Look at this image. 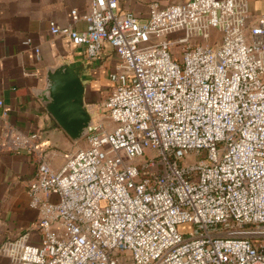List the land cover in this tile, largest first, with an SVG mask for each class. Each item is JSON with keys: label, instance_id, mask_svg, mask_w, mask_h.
Listing matches in <instances>:
<instances>
[{"label": "built area", "instance_id": "1", "mask_svg": "<svg viewBox=\"0 0 264 264\" xmlns=\"http://www.w3.org/2000/svg\"><path fill=\"white\" fill-rule=\"evenodd\" d=\"M86 3L82 16L71 11L85 30L52 22L51 32L91 61L114 49L98 104L112 125L99 117L55 168L41 134L3 110L1 149L37 162L27 193L41 242L25 233L0 254L12 264H264V15L250 22L248 0H150L146 16L119 0Z\"/></svg>", "mask_w": 264, "mask_h": 264}, {"label": "crops", "instance_id": "2", "mask_svg": "<svg viewBox=\"0 0 264 264\" xmlns=\"http://www.w3.org/2000/svg\"><path fill=\"white\" fill-rule=\"evenodd\" d=\"M189 0H159L162 5L185 3ZM254 22L264 15V0H248ZM150 0H119L121 12L131 10L141 16L149 11ZM77 9L82 16L87 9L86 0H0V144L4 132L2 112L8 111L6 120L25 133L39 132L43 145L52 154L53 167L59 168L81 142H74L57 124L35 90L45 86L48 68L63 62L75 64L88 77V102H99L110 84L102 86L105 76L114 68L118 57L106 45L100 57L89 60L84 45H75L67 36L53 34L51 23L71 25L85 30L86 22L73 20L71 11ZM30 39L31 46L24 42ZM40 48L37 59L34 47ZM91 87V89H90ZM97 93V94H96ZM106 97V96H105ZM37 170V162L27 152L14 153L0 146V246L7 240L29 233L28 241L38 245L41 235L37 229L39 211L29 204L28 183ZM0 264H12L10 258L0 254Z\"/></svg>", "mask_w": 264, "mask_h": 264}, {"label": "water", "instance_id": "3", "mask_svg": "<svg viewBox=\"0 0 264 264\" xmlns=\"http://www.w3.org/2000/svg\"><path fill=\"white\" fill-rule=\"evenodd\" d=\"M88 77L71 62L48 68L45 86L34 92L49 114L74 141L84 139L98 121L101 107L88 102Z\"/></svg>", "mask_w": 264, "mask_h": 264}, {"label": "rangeland", "instance_id": "4", "mask_svg": "<svg viewBox=\"0 0 264 264\" xmlns=\"http://www.w3.org/2000/svg\"><path fill=\"white\" fill-rule=\"evenodd\" d=\"M182 34H183V32H180V33L175 34V35L177 36V35H182ZM212 34L214 36H216L217 30H214L213 29L212 30ZM179 49H180L179 46L174 48V50H176V51L179 50ZM106 84H110V81H108L107 76H105L103 78V80H102V86L104 87V86H106ZM107 91H108V88L105 89V92H104L103 95H100L98 104L105 98ZM88 94H89L88 96H90L89 98L91 99V97L93 96L94 93H92V90H89ZM99 114H100L99 117H100L101 120H104L108 124L111 123L110 120H109V118L106 116V111L105 110L104 111H101ZM99 117H98V119H99ZM111 125H112V123H111ZM84 141H85V138L80 141L82 145H84ZM191 228H192V225L190 223H185V224L179 226V230L182 233H184V234H186L189 230H191Z\"/></svg>", "mask_w": 264, "mask_h": 264}, {"label": "flooded vegetation", "instance_id": "5", "mask_svg": "<svg viewBox=\"0 0 264 264\" xmlns=\"http://www.w3.org/2000/svg\"><path fill=\"white\" fill-rule=\"evenodd\" d=\"M90 89H91V87H90ZM96 104H98V102H96Z\"/></svg>", "mask_w": 264, "mask_h": 264}]
</instances>
